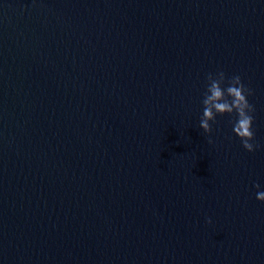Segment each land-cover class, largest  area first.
<instances>
[{
	"label": "water",
	"instance_id": "1",
	"mask_svg": "<svg viewBox=\"0 0 264 264\" xmlns=\"http://www.w3.org/2000/svg\"><path fill=\"white\" fill-rule=\"evenodd\" d=\"M259 191L264 0H0V264H264Z\"/></svg>",
	"mask_w": 264,
	"mask_h": 264
},
{
	"label": "clouds",
	"instance_id": "2",
	"mask_svg": "<svg viewBox=\"0 0 264 264\" xmlns=\"http://www.w3.org/2000/svg\"><path fill=\"white\" fill-rule=\"evenodd\" d=\"M207 81L202 100L203 114L200 128L205 133H210L212 131L210 122L215 123L218 115L235 114L233 132L240 139L244 149L254 152L259 145L252 142L254 141L255 108L247 99L248 95L252 94L251 90L243 84L240 76L236 75L227 79L222 71L215 75L208 74ZM255 187L259 188L260 185L256 184ZM256 199L264 202V191L257 192Z\"/></svg>",
	"mask_w": 264,
	"mask_h": 264
}]
</instances>
